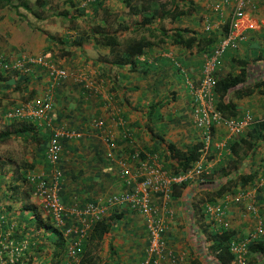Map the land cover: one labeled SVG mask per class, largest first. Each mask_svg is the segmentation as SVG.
Returning <instances> with one entry per match:
<instances>
[{
  "label": "crops",
  "instance_id": "1",
  "mask_svg": "<svg viewBox=\"0 0 264 264\" xmlns=\"http://www.w3.org/2000/svg\"><path fill=\"white\" fill-rule=\"evenodd\" d=\"M46 1L47 7L57 1L67 10H74L75 16L67 17V28L59 31L52 17L21 19L11 8L0 7L1 62L13 65L23 54L43 56L54 68L67 73L58 81L50 77L43 65L22 63L20 69L0 67V246L4 248L0 254L9 252L6 245L24 241L32 264L42 261L50 264L48 258L53 253L51 238H46L50 234L45 229L50 222L27 180L33 175L52 179L53 165L46 156L52 128H67L78 135L60 140L62 151L56 167L61 173L58 195L64 205L101 201L117 193L122 188L120 163L133 170L134 163L129 157L134 151H140L143 157L157 162L161 170L172 175L173 171L165 167L170 164L165 147L171 144L185 150L197 141L203 143V131L196 126L202 103L195 98L191 84L202 78L210 44L203 47L195 42L186 47L165 38V33L187 29L185 37L212 36L203 30L205 23L223 22L232 10V4L221 0H181L185 15L163 21L154 17L150 30L133 32L130 26L135 27L143 17L129 11L124 0ZM171 1L131 0V3L146 4L151 12L158 8L162 13L171 9ZM251 1L253 28L245 33L236 50L222 57L216 81L239 73L237 59L256 64L259 55H264V0ZM216 3H220L219 11L214 9ZM104 20L119 31L120 41L144 36L153 43L133 58L132 64L117 66L111 61L110 48L98 44L88 29L103 24ZM57 32L61 33L55 35ZM217 33L219 39L221 33ZM49 36L65 42L58 43ZM250 84L246 82L243 86V90L251 88L248 95L231 96V101L238 111L236 119L249 113L252 124L240 136H232L224 119L214 123L208 150L200 158L203 175L191 174L189 198L182 195L169 201L174 215L167 221L165 238L168 249L175 254L176 264H210L213 260L210 249V257L204 254L206 242L211 244V232L217 230L213 216L205 211L207 205L225 212L228 229L235 237L255 234V241L264 245V129L253 126L254 122H264V91ZM33 100L51 102V111L47 113L49 125L28 115L8 117L9 112ZM94 119L101 120L102 126L94 127ZM259 133L262 139L248 151L242 139L257 141ZM108 152L111 159L106 157ZM238 161L237 173L251 179L244 184L237 180L235 186L215 197L211 204L204 201L208 189L199 187L202 179L217 180L223 177L219 171L228 172L229 165ZM229 174L233 175V170ZM190 205L195 209H190ZM110 213L119 214V218L103 239L109 249L100 258L101 263L141 264L147 245L145 221L127 207H114ZM73 221L69 218L67 223ZM17 247L11 246L10 251ZM10 255L17 256L16 252H9ZM246 257L248 264H262L251 251L247 250ZM223 264L235 263L231 260Z\"/></svg>",
  "mask_w": 264,
  "mask_h": 264
},
{
  "label": "built area",
  "instance_id": "2",
  "mask_svg": "<svg viewBox=\"0 0 264 264\" xmlns=\"http://www.w3.org/2000/svg\"><path fill=\"white\" fill-rule=\"evenodd\" d=\"M222 3L232 4V10L228 18L223 22L220 20L214 24L205 23L203 30L206 33L216 31L221 33L217 43L212 48V52L205 60L202 67V78L197 84L192 83L191 89L198 102L202 106L198 109L199 116L196 126L203 131V155L205 156L211 139V129L214 123L222 120L220 113L215 108V96L213 86L217 70L221 66L223 54L229 50H236L240 42L245 38V33L253 28L251 17V0H221ZM220 3L214 5L215 11H219ZM222 14V13H218ZM222 16V15H220ZM227 24V30L223 26ZM214 26V29H213ZM22 63L43 65L47 68L50 77L58 81L66 77L65 70L54 68L43 56L31 57L23 54L13 65H8L0 61V67L20 69ZM52 104L49 100L42 102L27 101L21 107L9 112V118H18L28 115L37 120L45 121L48 125L47 113L51 111ZM229 135H240L245 128L252 124L253 117L245 113L240 119L231 118L224 120ZM94 127L102 126L99 119L92 120ZM78 135L67 128H52V134L48 141L46 156L49 164L53 165L50 171L52 179L42 176H30L28 182L32 185L33 194L40 200L42 209L50 217L52 222L59 227L63 235L67 238L68 246L66 256L76 262L79 259L81 246L90 233L95 222L105 218L114 207H127L139 214L146 223L147 245L141 264H176L175 254L166 245L167 221L173 217L169 201L171 200L172 184L190 182L191 174L201 176L204 166L200 160L194 166L180 174H167L161 170L158 163L152 162L147 157H143L140 151H134L130 155V162L134 163L132 170L128 164L120 163L119 177L122 188L115 194L107 196L101 201H86L83 205H64L59 199V179L61 173L56 165L59 163L61 155L60 140L62 138H75ZM108 159L112 158L110 152L106 153ZM250 210L253 207H249ZM205 211L213 216L216 227L228 228L225 219V212L206 207ZM69 218L74 219L72 223H67ZM261 231L258 230V234ZM255 240V234L245 238L235 237L230 243V251L234 256L235 264H248L246 253L249 244ZM13 253L19 255L20 248H15ZM16 256L10 255L13 262ZM1 264L5 260L0 259Z\"/></svg>",
  "mask_w": 264,
  "mask_h": 264
},
{
  "label": "trees",
  "instance_id": "3",
  "mask_svg": "<svg viewBox=\"0 0 264 264\" xmlns=\"http://www.w3.org/2000/svg\"><path fill=\"white\" fill-rule=\"evenodd\" d=\"M124 1L129 11H132L136 14H141L143 17L140 22H137V27L135 25V27L130 26L129 30H131L132 28L131 31L133 32H138L139 29L150 30V22L154 17H158L159 21H163V19L174 20L175 17H181L182 15H185L187 13L185 9H181L180 7L181 0H172L171 9L163 11L162 13L158 8L151 12L146 4L133 5L131 3V0ZM46 2V0H35L33 6L34 8L38 9L33 10V6L28 0H17V3H12L11 0H0V7H9L16 12L19 18L25 19L26 17L24 18V16L19 13V8H22L25 11L31 12L33 18H35L36 20H40L42 18L41 13ZM88 29L89 32L93 35V39L98 44L105 45L110 48V54L112 55L111 61L117 66H122L128 62L132 64L133 58L142 54L145 48L151 46L153 43L151 40L144 36L132 37L130 39H123L124 41H120L118 39V36L120 35L119 31H117V29L111 28L108 23H106V20H104L103 24L97 23L94 26H90ZM223 30H227V24L223 26ZM187 32V29H177L172 31L171 34L168 35L165 33L164 37L171 40L175 44H181L186 47L191 46L195 42L203 47L210 44V47L208 49L210 50V52L208 53L210 54L212 52L213 45H215L214 42L218 40V33L216 31H211L210 33H212V36L208 37H204L201 35L196 36L194 34L192 36L185 37L184 34ZM49 38L58 43L65 42L63 39L55 36H49ZM227 52L228 51H226L223 56ZM260 57L262 58L259 59ZM259 58L254 61L256 62V64L246 59H237L235 62L238 65L239 73L236 76L226 77L222 79L219 78L217 81L215 80L213 86L215 108L220 113L222 119L227 120L236 118L238 116L237 108L232 103L231 96L242 97L244 95H248L251 92V88L246 87L243 90V86L246 85V82L251 83L250 85L252 86V88H257V90L259 91H264V61L261 65H257V62L264 60V55H259ZM253 126L257 129H264V122H254ZM262 136L263 135L259 133L256 139L257 141H251L250 143L248 141L246 142L245 139H242V142L246 144L245 148L249 151L253 148V146L259 143V141L262 139ZM234 143L236 146L240 145V142ZM165 149L168 155L167 159H169L170 162L169 167H165L171 169L173 171V174H180L192 168L195 162L200 160L201 156L203 155V143L201 141L193 143L185 150H178L171 144L167 145ZM233 151L237 153L235 148H233ZM238 164H240V161H238V163L233 162L228 167L229 170H233V175L229 174V170L227 172L223 169L218 173L219 175H223V177L219 176L217 180L202 179L203 181L199 184V187L208 189V191L206 192V199L204 201H207L209 204H211L212 202H214L215 197L220 196L226 190H230L231 187L235 186L238 183L237 180H241L242 184H244V182L251 179L250 176L244 177L242 174L237 173V171L239 170ZM188 185L189 182L172 184L171 198H179L182 195H187V198H189L190 194L188 192ZM189 208H193V210L195 209L194 205H190ZM46 218L50 222V225H45V229H47L50 234V236H46V238H51V242L49 244L50 248H52L53 250V253L51 258H48V261H51V264H106V262L101 263L100 257L97 256L96 251L99 250L104 237L107 236L111 232V230H113L115 223H117V221L115 220L116 218H119V214L110 213L105 218L95 222L90 230L87 239L82 243L79 259L76 262L72 261L66 256L68 241L67 238L63 235L62 230L58 229L54 225V223H52V220L49 216H47ZM216 229L217 230L212 231L210 235V238L212 240L209 248L214 255V258L210 264H223L226 261L231 260L235 263L234 256L230 251V243L232 239H234L235 233H233L228 228H224L223 226L217 227ZM52 231L56 232L57 236H55ZM21 243L22 241L17 240V244L12 243L10 244V246L6 245L5 248H8L10 252L11 245L17 247ZM27 246L28 245H26L25 247ZM248 251L253 252L255 254V259L264 264V245H262L258 241L253 240L248 246ZM9 252L6 250L5 254L4 252H2V255L0 254V259L5 260V264H24L23 260L21 259V255L23 254L24 250H20L19 255H17L18 258L16 256L13 262L9 261ZM257 260L254 262L257 263Z\"/></svg>",
  "mask_w": 264,
  "mask_h": 264
},
{
  "label": "rangeland",
  "instance_id": "4",
  "mask_svg": "<svg viewBox=\"0 0 264 264\" xmlns=\"http://www.w3.org/2000/svg\"><path fill=\"white\" fill-rule=\"evenodd\" d=\"M11 1H12V3H17V0H11ZM28 1H30L32 3L31 5L33 6L34 0H28ZM159 2H163V1H159ZM52 4L53 5L48 6V7L46 5H44L41 15L43 17H48V20H50L49 17H52L53 21H56V24L60 27V28H58L59 31H61L62 28H67L68 25H69V20L67 19V17H70V16L74 17L75 16V12H74L73 9H68L67 10L66 8H64L63 5L60 4V2L56 1V2H53ZM34 9H38V8H34V6H33V10ZM159 11H161V9H159ZM19 13H21L24 16V18L25 17H33L31 12L25 11L22 8H19ZM33 24L35 25V22H33ZM58 33H61V32H57V33H55V35L58 34ZM209 55L207 56V58L209 57ZM261 63L262 62H260L259 64H261ZM52 232L54 233L55 236H57L56 232H54V231H52ZM206 243H207L206 244V248L204 247L205 248L204 249L205 250L204 254L207 255L208 257H210V255H209V249H210L209 248V245H210L209 241H207ZM24 244H25V242L22 241V243L18 246V248H20V250H25L26 249L25 252H23V254L21 255V259L23 260L24 264H32V262L29 261L28 258H27L28 257L27 256L28 250H27V247L23 246ZM0 249H4V248L1 246ZM106 249H109L108 248V244H106L105 242H102L99 250L96 251L97 256H99L100 258L103 257L105 255V250ZM10 253H13V252L10 251ZM17 258H18V256H17ZM40 261L41 260H39V262ZM250 261H251V259H250ZM44 262L45 261H42L40 264H45ZM0 264H1V262H0ZM50 264H51V261H50Z\"/></svg>",
  "mask_w": 264,
  "mask_h": 264
},
{
  "label": "clouds",
  "instance_id": "5",
  "mask_svg": "<svg viewBox=\"0 0 264 264\" xmlns=\"http://www.w3.org/2000/svg\"><path fill=\"white\" fill-rule=\"evenodd\" d=\"M53 223V222H52ZM55 225V224H54ZM56 226V225H55ZM58 229H60L59 227H57Z\"/></svg>",
  "mask_w": 264,
  "mask_h": 264
}]
</instances>
